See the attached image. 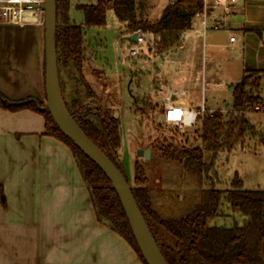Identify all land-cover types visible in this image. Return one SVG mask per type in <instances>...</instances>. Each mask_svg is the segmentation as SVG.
<instances>
[{
  "label": "trees",
  "instance_id": "1",
  "mask_svg": "<svg viewBox=\"0 0 264 264\" xmlns=\"http://www.w3.org/2000/svg\"><path fill=\"white\" fill-rule=\"evenodd\" d=\"M70 1L57 0V55L62 95L68 112L88 137L124 174L119 156L122 146L119 118L107 111L85 79V35L90 27H103L107 12L113 9L129 34L141 29L154 36L159 53L170 51L182 43L193 17L203 9V0H174L161 18L151 22L146 17L149 0H97L93 5H79L84 24L70 18ZM61 69L69 72L72 81L84 82L87 96L76 88L70 100L64 97ZM75 71V72H72ZM264 94V70L245 69L233 86L232 110L235 117L225 120L221 110L200 119L202 146L188 147L171 143L157 148L163 165L173 164L181 170L176 178L162 176L161 184L177 183L188 177L195 185V201L180 214L165 213L158 204L152 186L148 185L142 162L135 164L132 193L168 264H264V190H245L237 175L230 188L215 187L214 169L221 153L231 151L250 135H257L255 126L246 118L251 105L260 102ZM45 102L34 97L13 100L0 92V108L11 112L32 110L45 118V135L64 142L72 151L97 219L122 236L147 264L133 235L128 218L112 182L101 168L65 136L54 122ZM264 142V136L261 137ZM225 151V152H223ZM125 175V174H124ZM158 181V183H159ZM129 182V181H128ZM229 211L245 216L243 224L232 227L210 225V221L226 216Z\"/></svg>",
  "mask_w": 264,
  "mask_h": 264
},
{
  "label": "crops",
  "instance_id": "2",
  "mask_svg": "<svg viewBox=\"0 0 264 264\" xmlns=\"http://www.w3.org/2000/svg\"><path fill=\"white\" fill-rule=\"evenodd\" d=\"M194 36L199 42L188 43L182 70L163 73L162 104H153L159 119L168 102L217 111L207 107L208 82L231 84L233 99L245 69L264 70V0H239L222 29ZM0 92L13 100L46 99L44 27L0 24ZM44 133L41 114L0 108V264H144L97 219L71 149Z\"/></svg>",
  "mask_w": 264,
  "mask_h": 264
},
{
  "label": "rangeland",
  "instance_id": "3",
  "mask_svg": "<svg viewBox=\"0 0 264 264\" xmlns=\"http://www.w3.org/2000/svg\"><path fill=\"white\" fill-rule=\"evenodd\" d=\"M171 1L149 0L146 12L148 20H159ZM96 2L97 0H71V20L75 24L83 25L84 13L78 6L93 5ZM128 35L130 34L125 24L118 20L113 9L107 12L105 26L86 29L85 79L102 106L120 120L122 146L119 160L129 183L134 182L136 162H142L149 178L148 185L154 189L160 208L165 213L177 215L191 208L197 188L188 177L182 181L178 178L177 183L161 184L159 180H162V176L176 178L181 170L173 164L163 165L157 148L171 143L188 147L202 146L201 124L199 121L194 129L180 130L159 119V112L157 109L154 111V105H161L164 97V93L160 92L166 77L163 73L170 68L182 70L181 62L189 58L188 43L193 39L196 44L199 41L196 36L186 32L183 36L184 45L159 53L151 50L154 48L152 34L146 33V40L139 43L127 40ZM131 47L139 50L138 57L131 56ZM209 49L207 60L211 59ZM202 56L203 45L200 42L198 57L202 59ZM60 76L64 85L63 94L67 100L72 98L76 88L84 98L88 95L82 80L72 81L65 69H61ZM215 83L217 81L207 83V107L221 110L225 120L233 119L235 114L232 110L231 84L221 82L215 88ZM44 102L47 103L46 99ZM246 118L255 126L257 135H250L231 151H223L225 153L218 156L214 164L218 177L214 180L217 188H230L238 175L243 180L245 190H264V142L261 141L264 136V115L249 111ZM148 149L151 150L149 159L139 154L140 150ZM245 221V216L239 212L229 211L226 216L212 219L210 225L229 228L236 222L243 224Z\"/></svg>",
  "mask_w": 264,
  "mask_h": 264
},
{
  "label": "water",
  "instance_id": "4",
  "mask_svg": "<svg viewBox=\"0 0 264 264\" xmlns=\"http://www.w3.org/2000/svg\"><path fill=\"white\" fill-rule=\"evenodd\" d=\"M27 7L35 8L37 5L27 4ZM39 7L43 9L45 18V87L47 103L44 109L50 112L54 122L62 133L70 138L86 156L94 161L112 182L146 263L168 264L145 221L127 178L88 137L68 112L59 78L56 44L57 0H44ZM127 40L137 42V34L128 35ZM161 120L164 122L163 116ZM139 154L149 159L151 150H140Z\"/></svg>",
  "mask_w": 264,
  "mask_h": 264
},
{
  "label": "built area",
  "instance_id": "5",
  "mask_svg": "<svg viewBox=\"0 0 264 264\" xmlns=\"http://www.w3.org/2000/svg\"><path fill=\"white\" fill-rule=\"evenodd\" d=\"M44 0H0V24L25 27L28 25L45 26L44 11L39 5ZM172 0L171 2H173ZM239 0H203V9L193 17L191 26L187 32L205 37L212 30H220L225 25V18L231 15ZM27 4H35L37 7H27ZM219 9L218 13H213ZM137 42H144L145 35L143 30L136 32ZM236 37L230 38L234 42ZM133 57L139 56V50L135 47L130 48ZM173 94L168 95V101ZM251 111L264 115V94L260 102L251 105ZM214 111L208 110L203 104L198 108H184L182 106L167 103L163 111L164 123H168L180 130L189 131L194 129L200 119L205 114L212 115Z\"/></svg>",
  "mask_w": 264,
  "mask_h": 264
}]
</instances>
